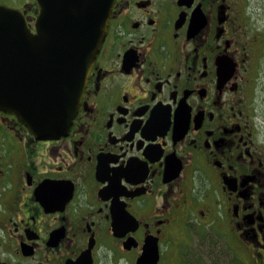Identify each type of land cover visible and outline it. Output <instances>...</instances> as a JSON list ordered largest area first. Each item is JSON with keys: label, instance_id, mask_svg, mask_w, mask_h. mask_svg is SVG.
I'll return each instance as SVG.
<instances>
[{"label": "flooded vegetation", "instance_id": "af4514ba", "mask_svg": "<svg viewBox=\"0 0 264 264\" xmlns=\"http://www.w3.org/2000/svg\"><path fill=\"white\" fill-rule=\"evenodd\" d=\"M86 83L65 134L0 109V264H264V0H114Z\"/></svg>", "mask_w": 264, "mask_h": 264}, {"label": "water", "instance_id": "95a60500", "mask_svg": "<svg viewBox=\"0 0 264 264\" xmlns=\"http://www.w3.org/2000/svg\"><path fill=\"white\" fill-rule=\"evenodd\" d=\"M37 30L0 19V109L35 131L65 134L109 28L114 0H37ZM148 242L138 264H157Z\"/></svg>", "mask_w": 264, "mask_h": 264}]
</instances>
